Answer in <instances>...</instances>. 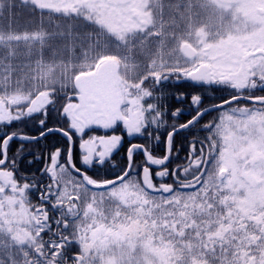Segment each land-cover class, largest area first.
I'll return each mask as SVG.
<instances>
[{"label":"snow or ice","instance_id":"6c2138e0","mask_svg":"<svg viewBox=\"0 0 264 264\" xmlns=\"http://www.w3.org/2000/svg\"><path fill=\"white\" fill-rule=\"evenodd\" d=\"M0 264H264V0H0Z\"/></svg>","mask_w":264,"mask_h":264},{"label":"flooded vegetation","instance_id":"af4514ba","mask_svg":"<svg viewBox=\"0 0 264 264\" xmlns=\"http://www.w3.org/2000/svg\"><path fill=\"white\" fill-rule=\"evenodd\" d=\"M182 84L184 85V87L181 89V90H184V91H190L191 89L188 87V82H182ZM95 134L97 135H100V134H104L102 130H97L95 132ZM119 134V133H117ZM138 142V141H137Z\"/></svg>","mask_w":264,"mask_h":264}]
</instances>
